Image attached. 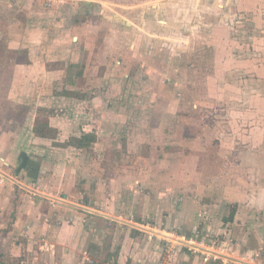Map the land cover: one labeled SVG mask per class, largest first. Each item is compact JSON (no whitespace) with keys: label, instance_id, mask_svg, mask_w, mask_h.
<instances>
[{"label":"crops","instance_id":"crops-1","mask_svg":"<svg viewBox=\"0 0 264 264\" xmlns=\"http://www.w3.org/2000/svg\"><path fill=\"white\" fill-rule=\"evenodd\" d=\"M239 3L55 0L45 6L37 2L16 20L5 17L10 30L0 62V172L5 173L0 175V264H87L92 244L135 250L157 236L163 245H176L174 236L193 239L196 231V245L188 252L192 256L183 257L187 264H264V181L255 193L231 188L232 197L222 195L236 212L232 220L222 221L225 240L208 243L202 236L213 218L202 214L208 199L180 197L185 209H170L175 196L168 191L177 184L171 181L176 175L160 173L154 163L137 156L148 154L146 147L155 138L161 153L187 155V142L175 138L173 120L182 107L184 80L172 74H181V65H167L170 54L159 52L174 41L182 48L189 32L202 26L200 14L207 8L228 6L238 12ZM172 10L184 16L172 15ZM185 16L192 17L189 26ZM224 16L226 23L232 19L228 11ZM121 54L127 66L116 65H121L122 60H114ZM227 57L237 59L231 52ZM168 84L164 99L160 90ZM84 133L96 135L89 147L69 143ZM22 154L45 162L36 179L20 166ZM152 168L153 178L161 179L168 191L148 189ZM82 180L88 183L84 189ZM184 181L195 182L187 175ZM93 183L97 188H91ZM193 201L203 210L196 217L189 210ZM249 209L258 210L254 221L247 218ZM136 258L155 264L149 257ZM106 260L98 263L115 264Z\"/></svg>","mask_w":264,"mask_h":264},{"label":"rangeland","instance_id":"rangeland-1","mask_svg":"<svg viewBox=\"0 0 264 264\" xmlns=\"http://www.w3.org/2000/svg\"><path fill=\"white\" fill-rule=\"evenodd\" d=\"M39 1L0 0V5L3 4L0 6V62L5 55L6 36L10 30L4 21L5 17L16 20L19 16L23 17L22 14L25 15V12L37 2L39 6H45L47 2H55V0ZM11 4L13 6H10ZM237 5H240L238 12L229 11L228 6L214 10L207 8L200 14L202 26L197 31L189 32V38L183 43L182 48L181 44L174 41L167 43V46L159 52L170 54V58L167 57L169 60L167 65H181V74H172L173 79L181 76L184 80L182 107L178 109L173 120L177 129L174 130L177 134L175 138L187 142V155L170 156L164 151L161 153V150L156 148L157 138L154 139V146L150 147V144L146 147L148 154L137 155L140 162L154 163L155 169L160 173L165 171L168 175L171 174L170 176L176 175L177 180L172 177L171 181L177 184L170 186L168 191L166 185L161 183V179L153 178L155 174L153 168L150 171L152 178L149 181H153V184L148 189L168 191L172 197L175 196V199L172 198L170 209L176 208V212L185 209V203L180 197L189 196L195 199L199 195L198 200L201 196L208 199L209 203L203 204L204 213H202L205 217L213 216L208 234L202 233L204 241L208 243L210 240L221 242L225 240L223 236H227L220 231L225 227L222 224L224 218L222 219L221 216L228 212L227 204L222 198L232 197L229 189L232 188L234 193H239L245 188L255 193L259 184L264 181V0H240ZM226 10L232 18L228 23L224 22L227 18L224 16L227 14ZM172 15L184 16V13L172 10ZM191 18L185 16L187 26ZM17 23L20 24L19 21ZM229 52L237 59L228 58ZM120 57H115L114 60H119V63L122 60L121 65H116L127 66L129 63L124 62L122 54ZM132 76H135V70ZM171 85L168 84L167 88L160 90L164 99L168 98V87ZM3 91V82H1V96ZM138 95L134 93L135 97ZM5 113L9 114L8 111ZM17 115L20 117V114ZM34 129L35 131L38 129L36 124ZM85 144L86 147L91 142ZM244 152L246 154H243ZM170 161L172 164L167 168L166 165ZM0 175L4 176L5 173L1 171ZM181 175L182 179L179 180ZM186 175L195 181L192 185H189V181H184ZM145 190L144 187H140L141 193H145ZM216 197L219 198L216 200L217 203ZM190 204V213L195 217L200 210L203 211L196 201ZM213 206L214 209H211ZM249 210L247 218L254 221L258 210ZM229 224L228 222L226 228L231 227ZM217 233L220 238L217 237ZM195 234L194 240L187 235L181 240L182 238H178L177 234L172 238L176 245H170V241H166L169 245H163L164 243H160L161 240L157 236H153V240H143L145 245H138L135 250L131 245H98L99 248L92 249L86 263H90V259L107 262L108 258L114 260L115 264H120L117 261L122 260L123 257V264H141L136 257L144 256L149 257L150 263L155 264H187L190 261L185 262L183 257L191 258L192 255L188 252L194 247L190 248V245L195 246V238L199 236L197 231ZM145 238H148V235ZM147 241H151L149 242L151 245H148ZM179 241L184 243L178 244ZM133 251L135 256L132 255ZM132 259L135 260L133 263Z\"/></svg>","mask_w":264,"mask_h":264},{"label":"trees","instance_id":"trees-1","mask_svg":"<svg viewBox=\"0 0 264 264\" xmlns=\"http://www.w3.org/2000/svg\"><path fill=\"white\" fill-rule=\"evenodd\" d=\"M95 138H96V135L93 134V133H84L81 137L71 138L69 140V143L70 144H74V145H76L78 147H85V145H86L85 143L86 142H93L95 140ZM90 145H87L86 147H88ZM21 156L22 157H21L20 166L25 169V172H26L27 176H29V177H31L33 179H36L38 174H39V170L41 168V165H44L45 162H43L40 159H37V158H34V157H30V156H28L26 154H22ZM93 184H94V186L93 187L91 186V188H94V189L97 188L96 183H93ZM79 186L82 189H84L86 186H88V183H87V181L82 180V182H80ZM79 186L77 185L78 188H79ZM229 206H230L229 213L227 212L224 215V217H223L224 220H232L234 218V215H235V212H236L235 205H233V204L231 205V203H229L227 205V207L229 208ZM187 236H189V235H187ZM95 248H99L98 245H93L92 244V245H89L88 250H92V249H95ZM16 264H20V263H16ZM98 264H102V263H98Z\"/></svg>","mask_w":264,"mask_h":264},{"label":"built area","instance_id":"built-area-1","mask_svg":"<svg viewBox=\"0 0 264 264\" xmlns=\"http://www.w3.org/2000/svg\"><path fill=\"white\" fill-rule=\"evenodd\" d=\"M205 260H208V255H206L205 256V258H204ZM90 264H97L98 262H96L95 260H93V259H90Z\"/></svg>","mask_w":264,"mask_h":264}]
</instances>
